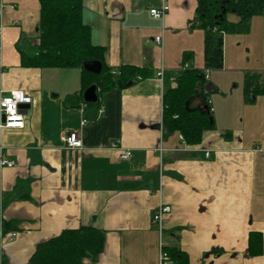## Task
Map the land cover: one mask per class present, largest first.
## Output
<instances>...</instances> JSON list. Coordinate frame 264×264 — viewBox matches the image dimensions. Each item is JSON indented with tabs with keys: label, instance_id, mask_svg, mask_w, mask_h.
I'll list each match as a JSON object with an SVG mask.
<instances>
[{
	"label": "crops",
	"instance_id": "crops-1",
	"mask_svg": "<svg viewBox=\"0 0 264 264\" xmlns=\"http://www.w3.org/2000/svg\"><path fill=\"white\" fill-rule=\"evenodd\" d=\"M163 5L169 11L155 18L150 9ZM198 6L83 0L105 65L146 72L105 91L92 119L93 108L72 104L85 88L80 67L29 63L38 52L40 0L1 1L0 96L22 90L31 103L22 106L24 128L0 132V162L15 164L0 163V224L14 227L0 236V264H27L41 243L82 225L105 233L103 252L83 264H159L161 241L177 243L187 264H264V92L245 93L246 74H261L264 84V68L232 66L224 52L223 68L208 70ZM184 70L208 72L187 107L210 105L214 127L194 145L164 122L165 78L176 86ZM70 131L80 133L82 148L66 145ZM161 205L171 206L162 233L152 221ZM253 231L263 237L257 255L249 252Z\"/></svg>",
	"mask_w": 264,
	"mask_h": 264
},
{
	"label": "trees",
	"instance_id": "trees-1",
	"mask_svg": "<svg viewBox=\"0 0 264 264\" xmlns=\"http://www.w3.org/2000/svg\"><path fill=\"white\" fill-rule=\"evenodd\" d=\"M83 8V0H40L38 52L28 60L38 66L80 67L85 88L72 104L93 108L94 119L102 105L105 91L113 87H126L130 82L146 76V72L134 65H124L117 72H113L105 65L104 47L92 41L91 27L83 19ZM224 9L227 13L221 19L220 14ZM233 9L238 15L236 21L227 17ZM254 15L264 16V0H199L197 19L199 27L206 34L205 67L208 70H219L224 66L225 33H248ZM186 55L192 56L191 53ZM85 60H100L101 72L94 74L84 69ZM24 62L27 63L26 59ZM204 80L205 72L194 70L181 71L174 78L176 86H171L167 76L165 78L164 122L167 131L181 133L190 145L198 144L204 131L214 127L210 105L209 111L187 107L196 87ZM92 84L98 86L99 100L85 104L83 93ZM259 92H264L261 74L247 73L246 96ZM13 228L10 223H4L0 225V233ZM104 246L103 230L82 225L79 228L63 230L57 237L41 243L27 264H83L87 258L97 260ZM165 248L171 256L172 264H187L188 258L177 243H167ZM262 251L263 237L258 232H251L250 254L257 255Z\"/></svg>",
	"mask_w": 264,
	"mask_h": 264
},
{
	"label": "built area",
	"instance_id": "built-area-1",
	"mask_svg": "<svg viewBox=\"0 0 264 264\" xmlns=\"http://www.w3.org/2000/svg\"><path fill=\"white\" fill-rule=\"evenodd\" d=\"M0 0V4H1ZM169 11L168 5H163L160 8H151L150 12L155 18H163L165 14ZM155 42L157 44H160L161 46L164 43V36H157L155 38ZM2 51V45L0 42V54ZM158 76L163 79L164 77V71L161 70L158 72ZM205 77H208V72H206ZM16 93H20L24 99H18ZM7 101V103H5ZM31 103V98L27 96L22 90H13L8 93L2 94L0 96V132L4 128H24L25 126V117L22 111V106L28 105ZM84 108V107H83ZM11 109V110H9ZM88 118L83 117L81 121V125L84 127L88 123ZM181 139H183V136H180ZM66 145L70 148H82L83 147V141L80 137V133L77 131H70L67 132L63 137ZM160 151H162V148H160ZM131 153L129 150H125L121 154V159L127 160L129 159ZM204 155L206 158L211 157V153L209 150H206L204 152ZM1 165L2 166H14V162L7 160L6 158H1ZM171 212V206L170 205H161L158 208L155 209L153 212V224L156 225L159 232L162 233L163 230V219L166 214H169ZM2 226V224H0ZM2 232L0 233V236L2 237ZM16 232H11L9 234L8 239L14 240L16 237ZM3 239V238H2ZM5 239V238H4ZM167 243L161 241L160 244V254H159V264H172L171 256L169 252L166 250L165 245Z\"/></svg>",
	"mask_w": 264,
	"mask_h": 264
},
{
	"label": "rangeland",
	"instance_id": "rangeland-1",
	"mask_svg": "<svg viewBox=\"0 0 264 264\" xmlns=\"http://www.w3.org/2000/svg\"><path fill=\"white\" fill-rule=\"evenodd\" d=\"M229 20H238V15L229 12ZM224 52L232 66L264 68V16L254 15L248 33H225ZM167 236L165 235V240Z\"/></svg>",
	"mask_w": 264,
	"mask_h": 264
},
{
	"label": "water",
	"instance_id": "water-1",
	"mask_svg": "<svg viewBox=\"0 0 264 264\" xmlns=\"http://www.w3.org/2000/svg\"><path fill=\"white\" fill-rule=\"evenodd\" d=\"M234 12V10H233ZM227 13V10H223L220 14L221 19H223L224 14ZM83 67L89 72L94 74H99L102 70V62L100 60H85L83 62ZM83 100L85 103H96L99 100L98 95V86L96 84L90 85L83 93ZM188 105V103H187ZM201 111H209V105L205 104L204 108Z\"/></svg>",
	"mask_w": 264,
	"mask_h": 264
},
{
	"label": "clouds",
	"instance_id": "clouds-1",
	"mask_svg": "<svg viewBox=\"0 0 264 264\" xmlns=\"http://www.w3.org/2000/svg\"><path fill=\"white\" fill-rule=\"evenodd\" d=\"M16 95H17V97H18V99H24V97L20 94V93H16ZM5 103H7V101H5ZM9 110H11V109H9Z\"/></svg>",
	"mask_w": 264,
	"mask_h": 264
},
{
	"label": "flooded vegetation",
	"instance_id": "flooded-vegetation-1",
	"mask_svg": "<svg viewBox=\"0 0 264 264\" xmlns=\"http://www.w3.org/2000/svg\"><path fill=\"white\" fill-rule=\"evenodd\" d=\"M234 10V9H233ZM236 10V9H235Z\"/></svg>",
	"mask_w": 264,
	"mask_h": 264
}]
</instances>
